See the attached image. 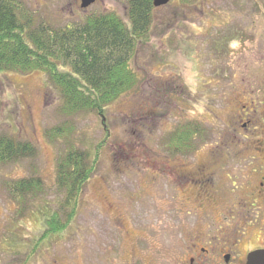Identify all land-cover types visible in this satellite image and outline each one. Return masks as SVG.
Returning a JSON list of instances; mask_svg holds the SVG:
<instances>
[{
  "label": "rangeland",
  "instance_id": "374dc122",
  "mask_svg": "<svg viewBox=\"0 0 264 264\" xmlns=\"http://www.w3.org/2000/svg\"><path fill=\"white\" fill-rule=\"evenodd\" d=\"M15 1L34 24L69 26L105 12L128 22L127 0H96L86 9L81 0ZM147 36L130 61L137 86L101 115L61 114L60 94L43 72L0 73V136L36 150L0 165V264H172L187 231L219 225L227 182L251 177L244 143L222 137L220 125L229 114L238 119L247 99L264 100V0H168L154 7ZM188 123L207 134L195 136L194 151L173 152L171 135ZM58 127L65 132L56 134ZM70 145L97 157L95 170L69 228L39 245L41 212L63 198L56 167ZM222 152L225 162L214 168ZM28 177L43 182V193L23 208L4 183ZM200 178L222 188L209 204L171 190ZM179 199L189 216L173 217Z\"/></svg>",
  "mask_w": 264,
  "mask_h": 264
},
{
  "label": "trees",
  "instance_id": "16d2710c",
  "mask_svg": "<svg viewBox=\"0 0 264 264\" xmlns=\"http://www.w3.org/2000/svg\"><path fill=\"white\" fill-rule=\"evenodd\" d=\"M126 8L127 23L115 13L105 12L87 16L81 23L53 27L34 24L15 0H0V73L43 72L60 94L61 114L101 115L110 103L137 86L138 77L130 61L136 47L148 39L152 25L153 0H127ZM196 128L195 124L179 128L167 147L172 146L173 152H185V147L194 151ZM54 131L61 135L65 128ZM74 147L70 145L59 158L55 185L63 198L54 211L48 207L41 212L39 245L44 240L60 238L69 228L77 214L82 190L95 170L97 157ZM35 155L31 144L0 136V165ZM42 184L39 178L28 177L5 181L4 187L25 208L41 196Z\"/></svg>",
  "mask_w": 264,
  "mask_h": 264
},
{
  "label": "flooded vegetation",
  "instance_id": "af4514ba",
  "mask_svg": "<svg viewBox=\"0 0 264 264\" xmlns=\"http://www.w3.org/2000/svg\"><path fill=\"white\" fill-rule=\"evenodd\" d=\"M221 89L218 88L219 91ZM246 102L248 103L241 104V115L238 119H235L234 114H229L227 122L223 120L220 127L222 137L225 132L231 140L244 143L246 152L251 156L248 162L251 177L245 181H228V185L226 184L224 189L221 188L225 194H230V199L227 208L216 212L219 225H207L199 230L187 231L186 241L180 244V248L176 244L181 258L172 264H247L251 254L264 252V100L249 98ZM206 110L210 114L213 112L207 108ZM195 125L197 132L193 138L196 140L195 136H198L202 139L201 135L207 134V131L200 130L199 126ZM184 149L185 153H189L188 147ZM208 154L212 157L215 152L209 150ZM222 155V161L216 160L210 165L215 166L214 168L221 167L225 162L226 153L222 152ZM213 158L216 159V155ZM190 184L195 191L186 190ZM174 185L176 187L171 186V190H175L179 197L185 199V196L193 194L198 197L199 204H209L216 198V194L218 196L221 194L220 187L207 178H200L197 181H176ZM174 204H178V208H172L173 217L189 216L190 212L184 208L181 199ZM200 210H204V206ZM192 213L199 215L193 211ZM200 213L205 214V211Z\"/></svg>",
  "mask_w": 264,
  "mask_h": 264
},
{
  "label": "water",
  "instance_id": "95a60500",
  "mask_svg": "<svg viewBox=\"0 0 264 264\" xmlns=\"http://www.w3.org/2000/svg\"><path fill=\"white\" fill-rule=\"evenodd\" d=\"M96 0H81V8L86 9L95 3ZM168 0H153L154 7L166 4ZM247 264H264V252H256L249 256Z\"/></svg>",
  "mask_w": 264,
  "mask_h": 264
}]
</instances>
